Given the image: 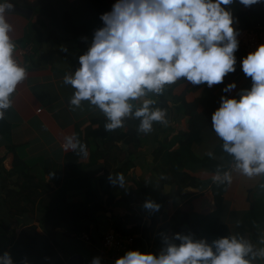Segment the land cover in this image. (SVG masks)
<instances>
[{
    "label": "clouds",
    "instance_id": "1",
    "mask_svg": "<svg viewBox=\"0 0 264 264\" xmlns=\"http://www.w3.org/2000/svg\"><path fill=\"white\" fill-rule=\"evenodd\" d=\"M235 2L115 0L111 11L101 14L104 26L94 31L90 46L79 55V67L63 77L75 90L69 106L80 107L87 100L103 112L107 131L124 127L126 117L138 118L137 131L145 134L153 131L154 122L167 124V110L152 107L157 100L145 98L149 93L160 96L181 78L192 85L212 87L236 70L239 30L234 27L232 9L226 7ZM238 2L250 7L264 0ZM12 7L9 0L0 2V120L12 107L18 85L28 76L10 35L13 24L5 15ZM240 63L251 86L237 96L220 97L219 107L211 114V128L221 139L222 150L232 157L235 171L247 177L264 176V43ZM234 88L235 81L222 91ZM141 98L140 106L134 107L132 101ZM63 147L88 155L86 145L75 134L65 136ZM116 175L123 186V173ZM212 180L231 183L232 174L217 170ZM144 206L160 207L151 200ZM174 240L179 243L165 236L158 254L129 249L114 264H252L257 255L264 257V248L254 251L250 242L236 235L209 243L206 238L177 232ZM0 264H14L8 251L0 255ZM91 264H101L100 258H93Z\"/></svg>",
    "mask_w": 264,
    "mask_h": 264
},
{
    "label": "crops",
    "instance_id": "2",
    "mask_svg": "<svg viewBox=\"0 0 264 264\" xmlns=\"http://www.w3.org/2000/svg\"><path fill=\"white\" fill-rule=\"evenodd\" d=\"M11 1L32 9L34 13L31 18L9 10L5 13L13 24L14 30L10 35L17 45L18 59L27 67L28 76L18 85L13 95L12 107L6 110L5 118L0 120V170L12 167L13 154L9 152L8 146L10 144L21 145L26 158L44 159L40 170L42 172L46 166L50 169L51 172H47L44 179L49 185L50 191L55 193L66 179L64 177L66 154L74 150L63 147L65 136L75 134L76 138L81 142L83 139L84 144H88L91 150L97 151L104 147L103 141L93 137L86 139L78 129L92 119L105 116L101 110L91 105L87 100L82 101L80 107L69 106V99L75 90L71 85L63 82V77L66 73H71L79 67V55L70 49V47L76 46L77 42L70 41V34L61 29L55 33L52 32L51 35H55L52 41L48 42L45 39L43 47L38 50L36 41L45 30L42 25L41 27L38 25L41 18L38 10L46 5H51L60 15L69 14L75 23L88 21L91 18V12L84 0ZM114 3L115 0H108V11H111ZM34 22H38L36 26H34ZM234 27L239 30V36L244 32L238 19L235 20ZM50 32L45 30L44 37L49 36ZM90 44L91 41L87 43V47ZM236 57L238 74L235 76L231 72L227 77L229 81H235L236 88L225 93L222 91L221 83L208 87L192 85L186 80H181L173 87L172 93L165 91L160 96L149 93L145 98H153L157 101L161 99V96L167 98L168 107L165 109L167 110L168 123L154 122L152 132L147 134L139 132L141 138L146 139L144 146L135 147L131 143L125 144L124 140L114 142L117 145L114 150L118 153V158L110 159L112 169L109 172L103 168L104 159L102 158L96 161L93 155L91 160V157L89 160H83L84 166L80 174L72 178V181L76 180V183H73L78 187L85 185L96 189L97 197H93L88 192L79 191L69 194L68 201L90 213L80 219V226L86 228L81 230H87L91 234V242H83L75 238L73 236L75 231H70L66 224L54 225L52 220L46 222L50 224L41 226L38 219L42 217L43 213H40L37 207L33 213L25 211L19 216L12 215V218H8L7 215L6 220L2 219L3 215L0 210V255L8 251L16 264H35L19 260L13 251L11 230L12 223H17V219H19V223L38 226L40 232L44 234H49L54 230V236L51 238L54 251L50 264H68V259L75 254L83 256L84 264H91L93 258L96 257L100 258L101 264H114L115 259L110 256H102L100 248L104 233L115 228V217L117 216L131 215V220L134 223L138 218L142 220V232L136 234L138 240L124 248L121 256L129 249L158 254L164 247L165 236L177 243V240H174L176 233L174 229L178 225L177 223H193L195 220L191 219L186 222L185 213L206 215L216 209V200L212 190L213 184L216 183L212 180V175L216 170L211 167L187 170L200 181V184L198 186L188 185L182 191L177 192L172 184L162 182L161 172L155 169L156 162L153 160L152 152L161 145H166L170 150L179 148L181 145L179 136L189 132V118L185 114L182 100H177V97L183 96L187 102H191L199 97L205 89H213L214 95L220 100L222 95L237 96L241 89L251 86V79L245 76L241 69V63H238L239 54ZM172 86L170 85L168 88ZM142 99L132 101L134 107H139ZM202 109L203 107L199 106L196 114L201 113ZM200 137L201 140L193 145V151L198 157L205 158L211 151L214 155L213 158L230 164L228 171L232 174V181L228 183L224 192V207L220 222L226 223L231 234L239 237L241 231L239 223H241L242 217L249 212L251 202L256 197L264 198L262 190L264 176H244L234 170V161L228 153L226 158L214 153L220 150L222 141L212 130L210 124L203 126ZM128 149H131L132 152L130 153ZM130 158L133 161H131L128 180L132 182V188H136V185L141 182L144 189L136 194L131 201L118 196L108 204V196L104 195L100 179L109 178L113 169L119 167L123 160ZM67 176H72V174H67ZM56 178L61 180L60 184L56 183ZM133 181H136L137 184ZM1 182L0 178V199L3 196ZM101 197L104 200L103 207L95 212L96 202ZM147 200L158 203L159 209L146 208L144 205ZM4 223H10L8 231L6 230L7 224ZM2 232L4 235L1 234ZM192 235L197 239L205 238L201 233ZM253 248L258 252L264 248V244L256 242L253 244ZM253 261L258 262L259 255L254 257Z\"/></svg>",
    "mask_w": 264,
    "mask_h": 264
},
{
    "label": "trees",
    "instance_id": "3",
    "mask_svg": "<svg viewBox=\"0 0 264 264\" xmlns=\"http://www.w3.org/2000/svg\"><path fill=\"white\" fill-rule=\"evenodd\" d=\"M84 2L91 12V18L88 21L79 23H75L69 14L60 15L51 5H46L39 9L38 13L41 17V23L37 22L38 25H40V27L42 25L45 30L51 32L46 38L43 33L45 30L41 33L38 41H36V48L38 50L41 49L45 39L51 42L55 36L51 35V33H55L62 29L70 34V41L77 42L76 46L70 47V49L76 52L77 55L85 52L88 49L87 43L92 41L94 31L104 26V22L100 19V16L102 13L108 11V0H84ZM229 8L232 9L235 20L238 19L240 21L242 30L255 27L259 23L264 24V2L245 7L236 0ZM37 23L34 22V26H36ZM58 42L60 41L58 40ZM235 54H239L240 58L238 63H240L241 59L248 53L239 44ZM237 71L236 69L232 72V75L236 76L238 74ZM229 74L226 75L223 83H221L223 88L226 84L232 82L227 79ZM181 80L184 79L181 78ZM176 84L166 89V92L172 93L173 87ZM176 99L182 100L184 104L185 114H187L189 118V132L179 136L181 144L179 148L170 150L166 145H161L153 150L152 155L154 162H156L155 169L161 172L162 182L172 184L176 188V191L180 192L188 185L198 186L200 184V181L187 170H196L200 167H211L223 173L229 170L230 164L221 162L215 157L213 158L214 155H207L205 158H200L195 154V151H193L194 143L201 140V129L207 124L211 125V114L219 107L220 100L214 95V90L205 89L199 97L191 102H187L183 96L177 97ZM156 106L167 108V98L161 96L157 104L152 105V107ZM199 106H202L203 109L201 113L196 114ZM106 122L105 117L96 118L79 127L78 130H80L81 134L85 136L86 139L89 137L100 138L104 143V147L97 151H93L89 148L88 144H85L88 153L87 156H84L79 149L68 152L65 158L64 177L66 179L55 193L50 191L51 189H49V185L44 179V175L47 172H51L50 169L46 166L43 168L44 170L42 169V172L40 170V166L43 165L44 159L26 158L21 145L10 144L8 150L13 154L12 167L10 169L3 168V171L0 170V178L2 179L1 191L3 193L0 199V210L3 215L2 219H5L7 215L8 218H12V215L19 216L24 214L25 211L33 213L37 207L40 213H43L42 217L38 219L41 226L50 224L46 222L53 220L54 223L52 224H66L69 230L75 231V233L80 232L81 229H86L80 226V219L90 215V213L79 208L77 204L68 201L69 194L79 191H85L93 197H97L98 191L96 189L85 185L78 187L74 184L76 180L72 181V178L80 174L84 166L83 160H89L90 157L91 160L93 155L96 161L102 158L104 159L103 168L109 172L112 169L110 159L118 158V153L114 150L117 145L114 144V142L117 140H124L125 144L131 143L135 147L144 146L146 144V139H142L137 131L140 123L138 118L126 117L124 118V127L112 131H107L105 129ZM95 125L96 128H94ZM82 142L84 143L83 139ZM128 150L130 153L132 152L131 149ZM214 153H218L224 158L227 157V153L222 150V147ZM227 160L229 159L227 158ZM131 161H133L131 158L123 160V163L119 167L113 169L110 175L111 179H100L104 195L108 196V204L118 196L131 201L136 194H139L144 189L142 188L141 182L136 185V188H132V182L128 180L129 169L132 165ZM117 173H123L124 175L123 186L119 183L116 175ZM67 174H72V176H67ZM55 180L56 183H61L60 179L56 178ZM112 181H116V183L114 184ZM133 182L137 184L136 181ZM227 186L228 182L214 183L212 190L216 200V209L206 215L185 213L186 222H189L191 219L195 220L193 223H177L178 225L174 229L176 233H201L208 239L207 241L209 243L214 239L232 235L228 225L220 222L224 207V192ZM262 190L264 192V186ZM103 203L104 200L103 197H101V199L96 202L94 211L97 212L100 210L103 207ZM4 211L5 214H3ZM131 218V215L115 217V228L122 231L125 235L135 236L134 241H137L138 238L136 234L142 232V220L138 218L137 222L134 223ZM16 221L17 223H12L11 241L13 244V251L18 259L35 264H50L51 256L54 251V245L51 242V238L54 236V230L49 234H44L40 232L38 226L19 223V219ZM240 222L241 231L239 237H243L252 245L256 242L264 244V198L262 196L256 197L251 202L249 212L242 217ZM4 224H7L6 230L8 231L10 223ZM1 234L4 235L3 232ZM177 243H179L178 240ZM259 261H253L252 258V264H259Z\"/></svg>",
    "mask_w": 264,
    "mask_h": 264
},
{
    "label": "built area",
    "instance_id": "4",
    "mask_svg": "<svg viewBox=\"0 0 264 264\" xmlns=\"http://www.w3.org/2000/svg\"><path fill=\"white\" fill-rule=\"evenodd\" d=\"M238 37L239 44L249 53L254 51L261 43H264V24L259 23L255 27L247 28ZM73 236L83 242H91L92 236L86 230L74 233ZM135 236L125 235L122 231L114 228L106 231L103 235L100 254L117 259L128 245L134 243Z\"/></svg>",
    "mask_w": 264,
    "mask_h": 264
},
{
    "label": "water",
    "instance_id": "5",
    "mask_svg": "<svg viewBox=\"0 0 264 264\" xmlns=\"http://www.w3.org/2000/svg\"><path fill=\"white\" fill-rule=\"evenodd\" d=\"M3 2V0H1ZM9 2L13 5V7L9 11L18 12L26 15L31 18L33 16L34 11L30 8L18 5L13 1L9 0ZM14 264H16L14 262ZM68 264H84L83 256L81 254H75L68 259Z\"/></svg>",
    "mask_w": 264,
    "mask_h": 264
},
{
    "label": "rangeland",
    "instance_id": "6",
    "mask_svg": "<svg viewBox=\"0 0 264 264\" xmlns=\"http://www.w3.org/2000/svg\"><path fill=\"white\" fill-rule=\"evenodd\" d=\"M259 259H260V263H261V264H264V257L259 256Z\"/></svg>",
    "mask_w": 264,
    "mask_h": 264
}]
</instances>
